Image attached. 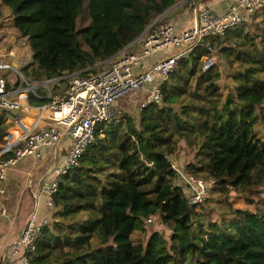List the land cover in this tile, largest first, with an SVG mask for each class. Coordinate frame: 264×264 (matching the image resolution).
I'll list each match as a JSON object with an SVG mask.
<instances>
[{
	"label": "trees",
	"instance_id": "obj_1",
	"mask_svg": "<svg viewBox=\"0 0 264 264\" xmlns=\"http://www.w3.org/2000/svg\"><path fill=\"white\" fill-rule=\"evenodd\" d=\"M177 2L3 0L31 48L32 63L22 71L30 83L95 73ZM86 12L90 22L79 31ZM259 30V41L251 39L253 50L237 44V59L250 66L234 76V89L225 99L214 81L218 74L208 71L200 76L205 85L201 103L180 100L207 53L199 48L161 80L163 103L143 107L138 123L125 115L99 128L80 166L61 177L50 206L52 220L28 254L30 264H264L263 203L252 212L234 209L227 199L230 217L206 222L189 205V188L176 183L179 170L173 163L174 132L182 138L197 134L208 176L219 191H239L252 196L251 205L256 202L247 192L264 185V140L258 133V128L264 131V79L255 76L264 75V17ZM231 40L228 32L208 42L225 58L230 50L220 47ZM45 96L43 88L29 93L30 106L49 105ZM14 120L13 113L0 108V150L10 142ZM11 157L8 152L0 161ZM192 168L187 167L190 175L203 172V167ZM156 216L170 229V238L150 232L147 243L134 241Z\"/></svg>",
	"mask_w": 264,
	"mask_h": 264
},
{
	"label": "built area",
	"instance_id": "obj_2",
	"mask_svg": "<svg viewBox=\"0 0 264 264\" xmlns=\"http://www.w3.org/2000/svg\"><path fill=\"white\" fill-rule=\"evenodd\" d=\"M190 1L195 16L191 28L177 33L169 23H160L157 26L154 23L142 36L111 59L108 67L101 66L103 69L99 67L95 73L87 76L76 72L65 74L61 78L30 83L23 72L16 68L14 52L0 53L2 110L20 116L30 108L25 97L29 93L37 95L40 88L45 90V97L51 100L49 105L38 108L39 114L44 111L48 113V123L43 127H37L36 122L41 121L39 115L30 128L21 122V117L17 120L18 116H15V127L10 130L13 132L10 138L18 136L20 132L22 135L18 140L9 142L1 153L4 155L13 152V157L0 161V199L6 192L4 183L11 167L29 156L41 161L45 150H59L65 140L71 142L64 160L55 162L41 180L35 214L27 223L21 238L10 247L11 254L20 247L30 253L35 252L42 228L46 225V222L38 223L36 219L40 198L48 206L53 205V197L58 191L61 177L80 166L88 149L95 143L99 128L121 119L120 113L113 109L117 101L130 93L148 92L149 103H163L161 80L167 79L181 60L199 48H206L208 55L203 60L202 71L208 72L216 66L218 60V55L208 39L223 37L233 29L246 25L255 16H264V0H237L223 13L215 12L209 5L200 3L204 0ZM160 53H164V56L157 63L143 68L148 59L157 57ZM10 74H13L14 84L10 82ZM42 119L45 120L43 117ZM178 172L183 177V182L194 191L188 196L189 205L197 207L203 204L209 194V187L215 185V181H205ZM5 215L4 210L0 211V219ZM22 264H30L27 256Z\"/></svg>",
	"mask_w": 264,
	"mask_h": 264
},
{
	"label": "rangeland",
	"instance_id": "obj_3",
	"mask_svg": "<svg viewBox=\"0 0 264 264\" xmlns=\"http://www.w3.org/2000/svg\"><path fill=\"white\" fill-rule=\"evenodd\" d=\"M190 3H191L190 0H178L175 6H173L171 9H169L167 12H165L160 17H158L147 29L151 28V26L154 23H156L155 26H157L160 23H168L170 19L175 16L176 13L182 14L183 11H184L183 12L184 16H186L184 18H188V21L189 20L191 21L193 18L192 22L194 23V20H195L194 11H193V6H191ZM200 3L207 4L205 1H202ZM189 6H191L190 9H188ZM263 17L264 16L257 15L246 25L238 27L237 29L230 31L229 37L232 40L223 43L220 47L221 49L230 50V55H228L227 53L228 56H225V58H223L222 54L218 52L219 59L217 60V64L209 71L211 72L212 75L218 74L220 76V78H218L219 76L217 75L214 81H216L217 85L219 86L223 99H225L227 94L230 91H232V89H234V84H235L234 76H237V73L240 70H243L250 66V65L247 66V64L244 62L243 59L242 60L237 59V51L240 49L239 45L237 46V44L244 45L246 49L253 50V47L251 46V39H256V41H259L260 39L259 29H260V24L262 23ZM89 22H90L89 16H88V13L86 12L81 22H79V31H81L84 27L88 26ZM191 24L192 23H190V28L193 26V24L192 26ZM238 31L240 32L239 34L240 36L237 35V33H239ZM80 37H81V34H80ZM203 49L204 48H202L201 51ZM11 51L14 52L15 56L13 58V61L17 69L24 71L25 68L31 65L32 52L29 46V42L27 38L22 37L19 34V32L14 28V17L9 11V9L7 8V6L3 3V0H0V53H9ZM200 53L201 52L197 54L199 55ZM202 55L204 56L199 60V63L196 67L197 73H195V75L190 77L189 85H188L189 92L181 96V99H180L182 102L184 101L185 103H191L192 105L194 103L196 106H198V104L201 103V97L199 95L204 93L205 91V85L203 83V80H201L200 76L201 74H203L202 73L203 72L202 71L203 70L202 68L203 60L205 59V56L208 55V53L207 54L202 53ZM163 56H164V53H160L157 57L148 59L146 66H144L143 68L144 69L149 68L150 64L157 63V61H159V59H161V57ZM188 58L189 57H187L186 59ZM109 61L105 62V64L103 63L100 64V66L108 67L110 65ZM101 69H103V67ZM255 76L262 77L264 79V75L260 71L255 73ZM13 80H14L13 74H10V82L13 83ZM143 94L144 93L142 94L141 93H138V94L130 93L128 96L117 101V103L114 104V107L116 111L121 113L120 117H123L125 115L131 116L138 123L140 120V114H141V111L143 110V107L145 105L147 106L150 101L149 93L146 92L147 94L146 100L144 99ZM164 105H161L160 107L163 108ZM206 105L209 106V103H207ZM174 107H177V106H174ZM13 126L14 125H12V127ZM10 130L8 133L9 135H12L13 132H11ZM258 133L261 139L264 140V131L258 128ZM173 139L176 141V144H175L176 153L173 156L174 158L173 163L176 169L183 172L184 175L186 174L188 175L187 167L189 165H192L193 168L203 167V172L199 174L196 173L195 175L196 177L204 179L205 181L209 180L210 178L207 173L208 168L206 166L204 155L200 154L199 144L201 142V139H199V136L197 134H194L193 136L182 138V137H179L176 132H174ZM9 141L10 142L12 141V137L9 139ZM122 141L126 142V138L122 137ZM5 148L6 147L0 150V158L2 156L1 153L4 152ZM110 169L112 168H109V170ZM178 178L179 179L176 180V183L182 187H184L183 185H186L189 188L188 193L193 194L194 191L191 190V187L186 183H182L183 177L179 175ZM247 193L255 194L253 196V198L256 201L254 204L251 205L248 202V199L251 198L252 196L251 197L244 196L239 191H234V190L221 193L219 189L217 188V186L213 185L209 187V194L206 197L205 202L195 208L199 214L205 217L206 222H209V223L215 222V221H221L223 218L227 219L228 217H230V211L227 209L228 207L227 202H226L227 199L229 200V202L231 203L234 209L250 210L252 212L258 211L257 209L259 208H257V205H262V203L264 205V185L262 186L258 185L255 189L250 190ZM39 210H40V207H39ZM38 212L36 213V216L38 215ZM145 225L147 229L146 233L136 234L134 236V241L138 242V240L140 239L143 241V243L144 242L147 243L149 236H150V232H161V234H163V236L166 239H169L171 236L170 229H168L165 225H163L161 221V217L159 216L154 217L151 223H145ZM25 228L26 227L24 226V230ZM6 249H8V247ZM29 253L30 252L25 250L23 247H20L17 252L12 253V254L8 252L6 255L4 254V256H2L3 254L1 253L0 254V264H10L13 261H14L13 264H22L24 257L26 256L28 257ZM15 256L16 258H13Z\"/></svg>",
	"mask_w": 264,
	"mask_h": 264
},
{
	"label": "crops",
	"instance_id": "obj_4",
	"mask_svg": "<svg viewBox=\"0 0 264 264\" xmlns=\"http://www.w3.org/2000/svg\"><path fill=\"white\" fill-rule=\"evenodd\" d=\"M204 1L209 4V6H211L216 12L223 13L237 0ZM183 12L182 14L176 13L175 16L172 17L168 22L175 28L177 32L179 31L178 33L190 28V23L193 24V18L191 21H188V18H184L186 16H184ZM146 96L147 94L144 92L143 97L145 100ZM25 98L28 101V105L30 106L28 95ZM113 109L116 111L114 105ZM38 115L41 121H37L36 123L37 127L40 128L48 123L47 111L41 112L39 114L37 107L30 106V108L22 112L20 116H15H18L16 117L17 120H20L19 117H21V122L30 128L35 120H37ZM42 117L45 118V120L42 119ZM14 122L15 120L12 121V123L10 121V124L13 125ZM21 135L22 134L20 132L19 135L12 138V140H18ZM70 145L71 142L69 140H65L63 142V147H61L59 150H45L44 158L41 161L29 156L19 161L15 166L8 170L6 181L4 183L6 192L0 199V211L4 210L6 212V215L0 219V254L2 253V256H4V254L6 255L9 252L10 247L21 238L24 231V226L26 227V224L32 218L38 203V190L41 186V180L43 179L46 171L50 170L55 162L64 160L69 152ZM39 203L40 210L37 215V222L42 223L46 221L48 224L52 220L53 208L48 207L47 203L42 197L40 198ZM7 247L8 249H6ZM13 258H16V256ZM13 263L14 261L10 264Z\"/></svg>",
	"mask_w": 264,
	"mask_h": 264
},
{
	"label": "water",
	"instance_id": "obj_5",
	"mask_svg": "<svg viewBox=\"0 0 264 264\" xmlns=\"http://www.w3.org/2000/svg\"><path fill=\"white\" fill-rule=\"evenodd\" d=\"M142 35H143V34H142ZM142 35H141V36H142Z\"/></svg>",
	"mask_w": 264,
	"mask_h": 264
}]
</instances>
